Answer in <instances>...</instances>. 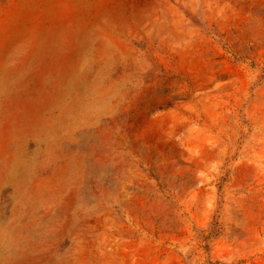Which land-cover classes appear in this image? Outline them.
Wrapping results in <instances>:
<instances>
[{
    "label": "rangeland",
    "instance_id": "1",
    "mask_svg": "<svg viewBox=\"0 0 264 264\" xmlns=\"http://www.w3.org/2000/svg\"><path fill=\"white\" fill-rule=\"evenodd\" d=\"M0 264H264V0H0Z\"/></svg>",
    "mask_w": 264,
    "mask_h": 264
},
{
    "label": "bare ground",
    "instance_id": "2",
    "mask_svg": "<svg viewBox=\"0 0 264 264\" xmlns=\"http://www.w3.org/2000/svg\"><path fill=\"white\" fill-rule=\"evenodd\" d=\"M9 148V147H8Z\"/></svg>",
    "mask_w": 264,
    "mask_h": 264
}]
</instances>
